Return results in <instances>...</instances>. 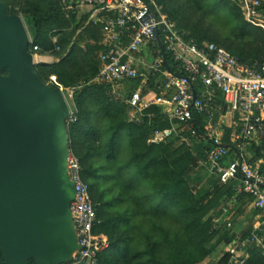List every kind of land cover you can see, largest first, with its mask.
<instances>
[{
	"label": "trees",
	"instance_id": "obj_1",
	"mask_svg": "<svg viewBox=\"0 0 264 264\" xmlns=\"http://www.w3.org/2000/svg\"><path fill=\"white\" fill-rule=\"evenodd\" d=\"M0 2L7 14H20L28 21V51L51 52L54 57L51 63H34L37 77L71 92L76 112L67 127V147L79 161L80 177L95 204L93 233L108 243L96 264H200L217 252L218 243L233 242L237 247L249 236L250 230L236 236L223 223L231 217L230 211L221 212V205L234 195L231 183L220 184L216 176L209 177L201 183L209 186L200 198L193 192L194 182L202 176L191 177V173L205 158V142L190 140L188 145L177 137L149 142L154 129L169 125L160 106L148 107L142 122L135 124L128 121L123 101L110 96L109 85L88 83L98 71L103 8L65 10L59 0ZM159 2L186 38L197 44H217L240 62L262 61L264 33L244 20L233 0ZM93 16L98 17L96 23ZM165 59L171 69L177 66L168 54ZM154 81L155 77H148L147 85L157 95L160 91ZM197 127L202 129L200 124ZM121 131L128 145L123 156ZM229 132L226 129L223 142L233 153L237 149L229 142ZM245 150L250 154L246 160L257 161L264 174V130ZM237 197L251 201L249 195ZM212 212L219 217L217 227H213ZM245 248L243 264H264V255L253 241ZM217 253L216 264H231L228 252ZM28 264L37 263L29 259ZM61 264L75 263L71 259Z\"/></svg>",
	"mask_w": 264,
	"mask_h": 264
},
{
	"label": "built area",
	"instance_id": "obj_2",
	"mask_svg": "<svg viewBox=\"0 0 264 264\" xmlns=\"http://www.w3.org/2000/svg\"><path fill=\"white\" fill-rule=\"evenodd\" d=\"M65 10L89 7L103 8L98 52V71L88 83L107 84L114 100H122L127 108L129 122L139 124L145 110L160 106L169 121L165 128L154 129L149 142H165L170 137L190 144V140L205 142L202 166L213 172L220 184H232L234 195L251 196V204L261 211L257 226L237 247L227 244L231 264H243L247 258L246 244L253 241L264 255V174L258 163H250L243 153L264 130V56L259 62H240L223 47L212 42L197 44L186 38L163 11L159 0H59ZM249 24L264 33V0H233ZM93 23L97 16L91 18ZM177 65L165 68L162 52ZM33 50H37L34 46ZM140 70V71H139ZM148 77H155L159 89L152 95ZM137 79L138 85L127 95L123 89L127 81ZM61 91V90H60ZM74 106H68L66 127L75 120ZM198 124L202 129H198ZM226 129H230L229 142L237 149L230 161L222 158L228 153L223 142ZM67 176L73 183L74 193L69 211L76 235L75 264H96L97 255L108 243L100 240L93 227L97 222L95 204L86 183L80 177V164L68 151ZM228 208L221 207L226 213ZM219 217L212 215L213 227ZM225 228H231L229 220Z\"/></svg>",
	"mask_w": 264,
	"mask_h": 264
},
{
	"label": "water",
	"instance_id": "obj_3",
	"mask_svg": "<svg viewBox=\"0 0 264 264\" xmlns=\"http://www.w3.org/2000/svg\"><path fill=\"white\" fill-rule=\"evenodd\" d=\"M156 38L168 68L158 32ZM33 65L22 19L0 2V264H61L77 249L66 169L68 105Z\"/></svg>",
	"mask_w": 264,
	"mask_h": 264
},
{
	"label": "rangeland",
	"instance_id": "obj_4",
	"mask_svg": "<svg viewBox=\"0 0 264 264\" xmlns=\"http://www.w3.org/2000/svg\"><path fill=\"white\" fill-rule=\"evenodd\" d=\"M89 7H80L78 8L80 11H83V10H87ZM16 11H17V8H14ZM20 16V18L22 19V22H23V25H24V28L26 30V33L28 35L29 33V26H28V21L23 18L20 14H18ZM30 39V37L28 36V40ZM33 56V62L35 64H38V63H51L52 61H54V57L53 55L51 54V52H34L32 54ZM138 85V82H137V79H133V80H130V81H127L123 84L124 88L123 89H119L117 90V92H119L120 94L122 95H127L131 90H133L136 86ZM62 94H63V97L67 103L68 106L72 107L73 106V101H72V97H71V92L70 90L68 89H62L61 90ZM96 121H98V119H96ZM118 140L119 142L121 143V148H120V154L123 156L124 153H126L128 151V145H127V140L125 138V136L123 135V132H119L118 134ZM226 161H230L233 159V156H232V151H229L225 157ZM204 168L201 166V164L198 165V167L196 169H194V171L191 173V177L193 176H202V179L201 181H196L194 182V185L192 187L193 189V192L195 194V196L197 198H200L204 192V189L205 187L207 188V186L209 185H203L201 184L202 182H206L208 180V178L210 177L211 173L210 172H206L205 169L203 170ZM107 185V183L105 184H102L103 187H105ZM204 186V187H203ZM224 223V222H223ZM217 252L219 251H225L226 248H227V244H223V243H218L217 244ZM213 253L211 256L205 258L200 264H216V261H217V258H218V255L219 253Z\"/></svg>",
	"mask_w": 264,
	"mask_h": 264
},
{
	"label": "crops",
	"instance_id": "obj_5",
	"mask_svg": "<svg viewBox=\"0 0 264 264\" xmlns=\"http://www.w3.org/2000/svg\"><path fill=\"white\" fill-rule=\"evenodd\" d=\"M233 158H235L234 154H232ZM243 157L247 159L250 157V154L245 150L243 153ZM256 163H258L256 161ZM259 165V164H258ZM202 166V165H201ZM206 169L207 172H210V178L215 177L212 171L207 169L205 166H202ZM229 200L221 205L228 208V212H231V217L229 220L231 222L230 232L235 234L236 236L244 231L253 229L257 226L260 221L261 211L258 208H254L251 204V201L246 200L245 198H238L229 204ZM212 215L216 216V213L212 212ZM264 235V232L262 233ZM249 235V234H248Z\"/></svg>",
	"mask_w": 264,
	"mask_h": 264
}]
</instances>
